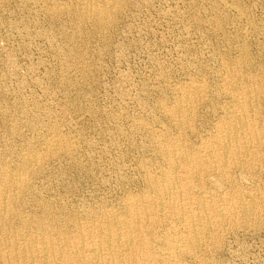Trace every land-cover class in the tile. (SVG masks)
I'll return each instance as SVG.
<instances>
[{"label": "rangeland", "instance_id": "374dc122", "mask_svg": "<svg viewBox=\"0 0 264 264\" xmlns=\"http://www.w3.org/2000/svg\"><path fill=\"white\" fill-rule=\"evenodd\" d=\"M104 1L80 2L90 9ZM81 3L0 0V169L12 171L30 149L39 156L28 167V184L8 192V223L52 220V236L87 228L104 213L123 215L127 197L148 190L146 174L181 175V159H165L157 143L199 149L217 135L234 100L247 102V118L264 133V0H115L100 25L90 10L80 14ZM226 69L236 72L244 93L226 84ZM184 87L191 92L181 101ZM177 99L185 118L179 125L170 112ZM244 145L258 157L228 161L226 175L212 161L192 178L190 195L232 189L263 199L264 140ZM169 202L155 199L156 219H138L151 247L156 242V264H264V208L246 221L219 219L187 253L176 245L184 221Z\"/></svg>", "mask_w": 264, "mask_h": 264}, {"label": "bare ground", "instance_id": "6f19581e", "mask_svg": "<svg viewBox=\"0 0 264 264\" xmlns=\"http://www.w3.org/2000/svg\"><path fill=\"white\" fill-rule=\"evenodd\" d=\"M80 1L77 0V3L80 4ZM81 4L80 14L84 15L90 10L96 25L104 24L109 13L115 8V0H105L99 5L93 4L91 8L89 7L90 9L87 8V5ZM236 76L234 70L226 69L224 81L230 85V89L234 93H244L245 90L240 89L239 85H235ZM190 92L191 87H186L179 99L181 101L187 99ZM179 99L170 108L171 115L175 117L180 114V106L177 102ZM232 105L234 107L221 116L217 122V135L203 142L199 149H180L174 141L165 138L157 143L156 148L165 159L170 160L177 157L181 159V175L177 176L173 169L156 176L146 174L144 181L148 190L141 197H127L123 215L104 213L101 215L102 220L87 223V228L84 223V226H79L70 234L58 231L52 236L49 232L52 220L40 222L37 218L33 223L29 219L23 218L15 227L8 223L13 212L8 192L19 190L28 184V173L31 172V170L28 171V167L39 160L37 150L30 149L23 155L21 154L17 166L12 171L6 172L0 169V202L3 201L1 198H8L2 206L0 205V209H3V213L0 215V264H149L148 262L156 264L155 259L158 260V249L154 246L156 242L152 244L154 247H151L147 234L141 231L142 229L138 225V219L145 217L156 219L154 214L155 199L164 198L166 201H170L171 212L184 221V230L176 245H180L187 253H192V248L204 232L218 226L219 219L228 217L229 219L238 218L242 221L248 220L250 216H253L251 213L254 208L259 210L264 208V198L261 199L255 194L245 195V193L241 196L232 189L231 193L222 192V194L210 196H205L204 193H198V191L196 196H191L192 194L190 195L188 191L192 178L198 173L204 174L212 161H216L218 164L211 167L217 170L219 175H226L225 165L228 161L234 165H242L241 155L249 156L250 160L258 157L257 149L249 151V145L247 147L244 143L247 140L255 142H259L261 138L264 140V133L251 119L247 118L246 101L234 100ZM175 119L176 124L179 125L185 118L178 116V119ZM53 141L47 142L44 150H48ZM243 141L244 143H242ZM61 146L63 145L61 144ZM45 151L44 154L48 152ZM246 166L249 169L252 167L249 161L246 162ZM220 181L221 179L214 180L212 188L215 190L219 188ZM180 200L184 202L179 204ZM188 203L194 204L195 207L187 209L185 204ZM31 227L35 229L32 230L35 234L30 230ZM8 236L9 238H7ZM20 239H23L22 243H19ZM166 245L173 247L168 242Z\"/></svg>", "mask_w": 264, "mask_h": 264}]
</instances>
